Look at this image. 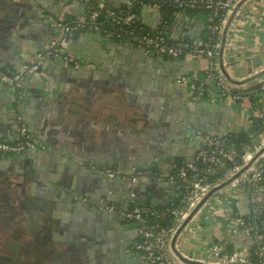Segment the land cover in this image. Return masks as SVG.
I'll return each instance as SVG.
<instances>
[{
    "label": "crops",
    "instance_id": "0c3cea01",
    "mask_svg": "<svg viewBox=\"0 0 264 264\" xmlns=\"http://www.w3.org/2000/svg\"><path fill=\"white\" fill-rule=\"evenodd\" d=\"M95 1L110 8L125 2ZM66 4L67 0H0V68L17 72L43 50L56 37V20L67 14ZM237 11L219 37V67L231 84L255 88L264 72V0H243ZM141 19L150 30L164 28L168 37L204 40L205 12L163 22L150 11ZM67 46L89 67L76 69L61 57L49 59L43 76L26 78L21 100L0 81V138L16 139L18 115L40 149L0 153V264H76L78 259L56 256L66 247L61 242L64 233L71 239L82 235L90 249L77 264H103L105 257L109 264H147L133 245L135 228L100 209L125 205L128 189L90 166L167 170L174 160H192L202 143L197 129L244 132L255 145L264 131V91L254 90L240 102L209 96L193 103L191 89L203 75L205 59L159 57L154 64L143 62L149 70L139 73H149V78L146 74L142 80L134 71L142 59L138 45L85 31L71 34ZM182 75L193 80L189 86L175 81ZM151 184L140 179L133 188L137 199L174 193L169 184ZM213 196L181 237L171 241L176 257L197 258L212 243L228 251L252 249L242 230L230 228L232 217L248 214L247 190L237 199L225 198L223 188ZM261 211L264 216V207ZM191 228L196 232L187 234ZM99 244L106 246L104 252Z\"/></svg>",
    "mask_w": 264,
    "mask_h": 264
},
{
    "label": "built area",
    "instance_id": "2783aa9c",
    "mask_svg": "<svg viewBox=\"0 0 264 264\" xmlns=\"http://www.w3.org/2000/svg\"><path fill=\"white\" fill-rule=\"evenodd\" d=\"M242 1L125 0L124 4L128 9L115 10L95 0H67V14L61 15L56 20V37L43 50L38 52L31 61L23 64L17 72L7 73L0 70V80L11 89L16 99L21 100L26 78L28 76H43L49 59L61 57L76 69L89 67L87 63L71 53L67 46L68 34L85 30L111 42H135L146 53L153 52L158 57L205 59L203 75L199 78L198 85L192 87L194 92L191 89L192 102L205 101L209 96L219 99L231 98L240 102L246 99L249 94L254 93V90H247V88L231 84L220 70L218 54L220 34L224 32L231 16L234 17L235 14H238L237 10ZM164 2H167L172 8L170 17L161 10ZM133 3L139 4V15L130 12ZM74 6L81 8L80 12H73L72 8ZM149 8L160 9L164 17L163 22L169 18H184L188 15V10L202 9L201 11L206 14L203 29L208 30V36L201 42H191L180 35L176 38L168 37L164 28L152 31L142 30L138 26V24L143 23L141 13ZM234 9H236L235 12ZM69 16L73 18L72 22H67ZM100 17L106 18L107 22H98ZM106 23L108 26L105 25ZM175 81L180 85L189 86L193 80L187 75H182ZM256 81L259 91H264V72L260 74ZM16 129L17 135L13 142L0 138V153L19 155L39 148L18 115ZM196 133L202 139V143L192 160L179 167L174 162L170 164L167 170L157 168L140 169L137 167L119 170L108 165L90 166L100 174L122 182L129 192L128 201H133V198H135L133 188L143 178L153 184H169L176 189L184 184L187 190L180 199L178 206L159 211L153 206L134 205L132 208L127 209L109 204L100 209L135 228L141 239L138 244H135V248L141 252V257L147 264H187L176 257L170 249V243L177 229L213 187L235 176L242 170L237 177L223 187V190L224 197L228 199H237L238 194L247 190L248 213L251 214L252 218L247 220L241 216L232 217L230 228L232 231L242 230L252 241V249L250 251L243 249L228 251L222 246L212 243L204 247L199 257L189 259L210 264H264V232L260 227L261 220L259 217V211L264 202V131L259 135L257 144L243 147L238 163L235 161L238 156L235 147H230L227 144V133H211L201 129H197ZM227 162L233 164L228 166ZM213 194L199 210L211 204L210 200L214 197ZM76 199L86 200L82 196H76ZM165 213L172 216L173 223L171 225L160 226L149 223L151 217L161 218ZM186 228H189L188 224L176 238L181 237ZM196 230L191 228L187 231V234H193Z\"/></svg>",
    "mask_w": 264,
    "mask_h": 264
},
{
    "label": "trees",
    "instance_id": "16d2710c",
    "mask_svg": "<svg viewBox=\"0 0 264 264\" xmlns=\"http://www.w3.org/2000/svg\"><path fill=\"white\" fill-rule=\"evenodd\" d=\"M112 9H115V10H119V9L127 10L128 8L126 7L125 4H123L120 7L112 8ZM161 10L168 17L171 16L172 8L167 2L163 3V5L161 7ZM201 10L202 9H200V10H188V14L194 15L196 13L203 12ZM130 12L135 13L136 15H139L140 14V6H139V4L138 3H133L132 6L130 7ZM72 20H73V18L71 16H69L68 19H67V22H72ZM98 22H100V23L107 22V19L103 18V17H100V18H98ZM105 25L108 26L107 23ZM138 26L141 27L142 30L152 31L149 28H147L143 23L142 24L140 23V25L138 24ZM82 31H85V30H79L77 32H82ZM203 34H204V39H206L207 36H208V30L206 28L203 29ZM70 37H71V34H68L67 38L69 39ZM185 39L188 40L187 38H185ZM188 41H190V40H188ZM0 70H2V69L0 68ZM2 71L6 72L4 70H2ZM247 90H255V91L259 90L258 89V85L255 88H249V89L247 88ZM251 94H253V93H251ZM251 94H249V95H251ZM255 123H260V121H255ZM258 128H259V126L257 124H255L254 125V129L257 130ZM226 138H227L228 146L235 147V150L238 153V156L235 159V161H237V163H238L240 155H241L242 150H243V147L247 146V145H250L249 142L251 140V137H248L244 132H242V133H234V132L233 133H229V132H227V137ZM173 162L176 164L177 167L182 166L185 163V161L180 160V159L174 160ZM232 164L233 163L227 162L228 166L232 165ZM185 186L186 185L182 184V187H179L178 189H176L174 187L175 189H174V193L172 195H167L166 196V194L163 192L162 194L159 195V197H157V199L150 198L148 200H139L137 198H133V201H127V203L125 205H119V206H122V207H125L127 209H130L134 205H136V206L145 205V206H153L154 208H156L159 211L160 210H166L167 208H173V207L179 205L180 199L184 195V192L187 190V187H185ZM262 207H264V202L262 203ZM242 217L247 219V220H250L252 218L251 214H249V213L244 215V216H242ZM259 217H260V220H261L260 227L262 228V230L264 232V216H263L261 210L259 211ZM120 222H122L123 224H127L125 221H122V220ZM149 223L158 224L160 226L171 225L173 223L172 222V216L169 213H165V215L163 217H161V218L160 217L159 218L151 217L149 219ZM140 240H141L140 237L137 236L136 237V241H135L136 243H134L133 245L135 246V244H138L140 242Z\"/></svg>",
    "mask_w": 264,
    "mask_h": 264
},
{
    "label": "water",
    "instance_id": "95a60500",
    "mask_svg": "<svg viewBox=\"0 0 264 264\" xmlns=\"http://www.w3.org/2000/svg\"><path fill=\"white\" fill-rule=\"evenodd\" d=\"M154 12L155 13V15L157 16V18H159L158 20H162L164 17H163V14H162V12L160 11V9H158V8H149V9H146V10H144V11H142V15L144 16V17H146L147 15H148V12ZM236 11V9H234V12ZM233 12V13H234ZM231 18H232V16H231ZM230 18V19H231ZM169 20V22L170 21H172V18H169L168 19ZM229 23H230V20H229V22H228V24L226 25V28H225V30H224V32L223 33H225L226 31H227V27H228V25H229ZM156 28H152V30H155ZM180 36H184V35H180ZM129 45H137L135 42H131V43H129ZM139 49L141 50V52H142V55H141V58L142 59H140L139 60V63H138V68L137 69H135L134 71H137V77L138 78H141L142 80H145V75H146V77L147 78H149V73H139V72H143V70L145 71L146 70V72H148L147 70H149V69H146V65H144V63L143 62H148L149 64H154V62L155 61H158V59H160L158 56H156L153 52H149V53H146L144 50H143V48H141V47H139ZM144 59V60H143ZM143 60V61H142ZM125 70H127L128 71V69H129V64H125V66L123 67ZM132 74L130 73V69H129V72H127V76L128 77H130ZM1 81V80H0ZM150 82H152L151 80H149ZM139 82V81H138ZM3 119H5V117H3ZM173 122V120L171 119V123ZM2 128L0 127V136H2L3 134H2ZM34 151H40V149L39 148H36ZM72 167L74 166L73 164H70ZM242 171V170H241ZM241 171L240 172H238L237 174H235V176H233V177H231V178H229L228 180H226V181H224V182H222L221 184H219V185H217V186H215V187H213L205 196H204V198L193 208V210L189 213V215L187 216V218L182 222V224L179 226V228L177 229V232H176V234H175V236L173 237V239H172V243L175 241V239H176V237H177V235L183 230V228L188 224V222L192 219V217L199 211V209L202 207V205L204 204V202L214 193V192H216V191H218V190H220L221 188H223L227 183H229V181H231L233 178H235V177H237L240 173H241ZM96 174H98V175H101L99 172H97ZM97 175V176H98ZM104 175V174H103ZM104 177H105V179H109V180H111V178H109L108 176H106V175H104ZM150 184H151V182H150ZM151 186L152 187H155L156 185L155 184H151ZM135 194H136V196H135V198H138L137 196H138V194H137V192H135ZM76 208L77 209H79V208H82V204L81 205H77L76 206ZM87 209V208H86ZM88 215L87 216H89V214H90V212H88L87 213ZM90 217V216H89ZM89 217H87L88 219H89ZM75 220H77V219H75ZM72 224L74 225V224H76L75 222H72ZM84 233H86V230H85V232ZM97 235V234H96ZM90 245H91V243H89ZM97 247V246H96ZM105 245L104 244H99V246H98V248H101V250L104 252L105 251ZM93 255L90 253V259L91 260H93ZM179 258L181 259V261H183V262H185V263H187V264H210V263H205V262H201V261H198V260H191V259H189V258H182L181 256H179ZM101 263H103V264H109V262H108V260H107V257H105V258H103L102 259V261H101ZM116 264V263H115Z\"/></svg>",
    "mask_w": 264,
    "mask_h": 264
},
{
    "label": "flooded vegetation",
    "instance_id": "af4514ba",
    "mask_svg": "<svg viewBox=\"0 0 264 264\" xmlns=\"http://www.w3.org/2000/svg\"><path fill=\"white\" fill-rule=\"evenodd\" d=\"M128 72V71H127ZM138 78V77H137ZM65 239L64 241H61L63 244L66 245L64 250L62 249L59 251L56 256L61 257V256H68V258L71 259H80L81 257H85V252L89 253L90 249H87L86 246L87 244L85 243L84 237L80 234H74V237L72 236V239L68 236V234L64 233L63 234ZM68 236V237H67ZM55 241L60 242L58 239H55ZM48 251V250H47ZM76 260V261H78ZM77 264V263H76ZM86 264H90V261L86 262Z\"/></svg>",
    "mask_w": 264,
    "mask_h": 264
},
{
    "label": "rangeland",
    "instance_id": "374dc122",
    "mask_svg": "<svg viewBox=\"0 0 264 264\" xmlns=\"http://www.w3.org/2000/svg\"><path fill=\"white\" fill-rule=\"evenodd\" d=\"M46 249H48V251H46L45 254H46V256H48V255L50 254V251H51L52 248L49 247V248H46ZM54 250H55V249H54ZM53 255H54V254L51 255L52 258H53ZM46 258H47V257H46ZM48 259H50V258H48ZM75 263H77V261H75ZM52 264H59V263H52Z\"/></svg>",
    "mask_w": 264,
    "mask_h": 264
}]
</instances>
